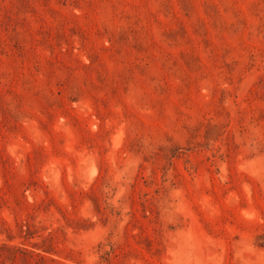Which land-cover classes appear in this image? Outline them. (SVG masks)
<instances>
[{
  "label": "rangeland",
  "instance_id": "1",
  "mask_svg": "<svg viewBox=\"0 0 264 264\" xmlns=\"http://www.w3.org/2000/svg\"><path fill=\"white\" fill-rule=\"evenodd\" d=\"M0 264H264V0H0Z\"/></svg>",
  "mask_w": 264,
  "mask_h": 264
}]
</instances>
